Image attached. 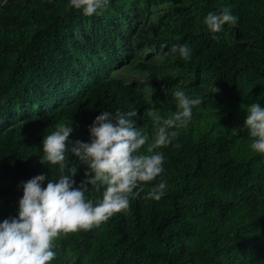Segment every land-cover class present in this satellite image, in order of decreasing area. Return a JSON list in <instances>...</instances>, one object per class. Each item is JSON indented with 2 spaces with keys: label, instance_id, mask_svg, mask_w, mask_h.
Listing matches in <instances>:
<instances>
[{
  "label": "trees",
  "instance_id": "trees-1",
  "mask_svg": "<svg viewBox=\"0 0 264 264\" xmlns=\"http://www.w3.org/2000/svg\"><path fill=\"white\" fill-rule=\"evenodd\" d=\"M119 1L85 16L69 9V0H0V222L18 216L21 182L41 174L58 179V166L40 163L41 142L58 123L73 127L71 147L76 140L90 142L89 126L103 111L136 110V125L151 142L156 128H146L147 95L138 83L113 74L118 62L134 57L137 41L125 29ZM191 1L195 14L183 12L175 23L176 42L192 50L187 77L210 72L209 87L185 93L202 104L193 108L189 127L157 149L164 172L138 189L130 209L58 239L50 264H264V155L251 149L244 127L231 133L229 124L225 130L215 124L193 133L206 115L224 122L236 117L235 108L255 102L264 107V0H205L220 11L229 8L244 34L257 35V46L235 45L225 26L211 33L200 20L217 11ZM127 14L132 27L144 19L136 6ZM176 84L154 92L175 111ZM67 155L78 168L79 185L87 166ZM161 180L167 182L165 195L145 199ZM102 192L90 187L86 195L99 198Z\"/></svg>",
  "mask_w": 264,
  "mask_h": 264
},
{
  "label": "clouds",
  "instance_id": "clouds-1",
  "mask_svg": "<svg viewBox=\"0 0 264 264\" xmlns=\"http://www.w3.org/2000/svg\"><path fill=\"white\" fill-rule=\"evenodd\" d=\"M109 2L69 0L68 7L92 16L106 9ZM237 19L225 7L219 12H209L203 23L215 34L226 24L235 26ZM170 51L178 52L186 61L192 55L186 44L174 45ZM173 98L176 111L162 120L151 142L149 135L136 125L139 118L136 110L117 111L115 115L103 111L89 126L90 142L76 140L71 142V147L69 137L73 127L58 123L41 142L40 163L58 166L59 177L51 180L41 174L21 182L23 195L18 202V216L0 222V264H50L57 256L58 239L99 227L113 215L127 212L131 200L143 190L142 186L164 172L165 158L157 149L173 143L179 130L190 123L193 108L203 102L200 97L189 98L182 90L175 91ZM243 127L251 138V149L264 155V107L258 102L246 109ZM69 152L87 166L85 179L79 185L74 179L78 168L70 166ZM46 179L47 186L42 187ZM89 186L95 192L102 188V195L89 198L86 195ZM166 189L167 182L161 180L147 192L145 199L159 201Z\"/></svg>",
  "mask_w": 264,
  "mask_h": 264
},
{
  "label": "rangeland",
  "instance_id": "rangeland-1",
  "mask_svg": "<svg viewBox=\"0 0 264 264\" xmlns=\"http://www.w3.org/2000/svg\"><path fill=\"white\" fill-rule=\"evenodd\" d=\"M125 0H121L116 4V8L120 12V16L125 23V29L132 31L137 39L134 44V57L127 58L123 62H118L114 66L113 74L124 78L129 83H138L142 91L149 99L148 120L146 128H157L163 119L167 118L175 110L164 108L154 96L155 90L159 87L162 91H166V86L175 85V91L182 90L184 93L192 91H204L209 87L207 76L210 72L207 69L201 70L199 76L187 77L189 73L190 59L184 60L179 53L173 54L170 49L178 43L176 39L178 34L175 30V23L182 17L183 12L195 14L193 11V2L191 0H126L128 3L123 6ZM202 7L220 11V6H210L205 0H202ZM136 6L144 13V19L137 22L134 27L130 25V19L127 9ZM201 25L203 19L201 18ZM144 27V29H142ZM229 39L235 45L240 46H257L260 43L259 38L254 33L244 34L238 27L237 23L233 25H225ZM80 33V32H79ZM82 38L81 34L78 35ZM117 37H114V40ZM153 40L159 42H152ZM141 43H144L142 46ZM213 85H215L213 83ZM248 107H238L234 109L235 118L231 120L218 121L214 116L206 115L199 120L193 128V133L201 134L207 131L215 124L225 130L227 124L231 126V133L238 131L243 127V121L246 118V109ZM189 127V124L187 125ZM251 151V150H250ZM262 237L264 238V225H261Z\"/></svg>",
  "mask_w": 264,
  "mask_h": 264
}]
</instances>
